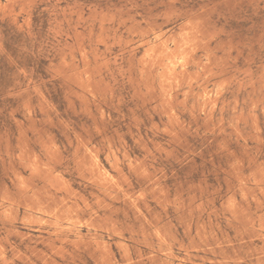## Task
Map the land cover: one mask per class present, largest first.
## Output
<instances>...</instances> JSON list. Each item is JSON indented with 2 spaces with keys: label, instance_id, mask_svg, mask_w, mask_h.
<instances>
[{
  "label": "clouds",
  "instance_id": "obj_1",
  "mask_svg": "<svg viewBox=\"0 0 264 264\" xmlns=\"http://www.w3.org/2000/svg\"><path fill=\"white\" fill-rule=\"evenodd\" d=\"M167 3L157 17L160 23L144 21L146 28L125 29L128 39L116 35L125 23L119 9L105 11L64 0L0 3L5 15L29 17L21 25L32 37L29 51L48 58L43 79L18 66L26 83L16 95L28 99L23 120L15 118L20 128L16 150L0 152V226H6L0 235V264H59L55 257L64 264H86L81 253H87L92 264H264V162L241 155L221 170L219 192L198 184L186 194H170L162 175L145 163L154 155L147 145V155L138 160L111 142L101 151L74 128L63 144L49 138L43 155L29 154L23 143L31 130L24 120L34 124L37 112L50 119L57 111L50 83L64 87L73 109L83 105L99 110L103 119L107 101L115 99V87L127 81L141 97L164 105L168 126L162 131L173 137L177 128L186 127L181 110H188L194 120L200 117L210 124L208 132L219 136L231 130L246 152L264 148V130L258 124L254 137L238 128L241 119L258 120V112L264 111V61L253 58L241 66L239 53L234 56L232 49L214 44L215 35L201 27L213 11L208 4L186 10L182 0ZM36 4L50 17L43 39L31 33ZM97 20L102 34L92 40ZM114 22L116 27L103 28ZM85 39L92 42L85 44ZM217 93L232 100L210 108L219 100ZM229 107L236 114L233 121L225 124L222 116H213ZM95 131L101 133L102 128ZM156 150L171 155L158 145ZM139 180L145 182L144 190L133 192ZM110 202H129L141 221L139 238L131 245L123 231L99 215L111 208ZM41 231L50 237L49 253L29 245L21 249L11 239L31 240L33 232ZM142 248L149 250L147 255Z\"/></svg>",
  "mask_w": 264,
  "mask_h": 264
},
{
  "label": "rangeland",
  "instance_id": "obj_2",
  "mask_svg": "<svg viewBox=\"0 0 264 264\" xmlns=\"http://www.w3.org/2000/svg\"><path fill=\"white\" fill-rule=\"evenodd\" d=\"M3 2L5 0H0V3ZM21 2L32 3V0H21ZM64 2L94 5L97 9L105 11L122 10L121 18L125 23L120 26V31L116 35H122L123 39L129 38L125 29L133 28L134 25L146 28L148 24L144 21L151 24L160 23L157 17L168 7L167 0H64ZM204 4H208L213 11L203 21L201 27L215 35V45L232 49L234 56L239 53L238 60L241 66L253 58L264 61V0H182L180 6L186 10H196ZM41 6L39 4L33 6L29 22L32 35L43 39L49 27L50 17L47 13L40 12ZM15 11L19 12V7ZM25 19L29 17L24 14L14 17L0 11V152L8 149L16 150V145L20 142V128L15 123V118L19 117L23 120L24 102L28 97L16 95L26 83L18 75V66L24 67L39 79H43L47 72V56L32 55L29 51L32 37L27 26L21 27ZM101 23L97 20L92 24V40L102 34ZM117 23L114 22L112 25L104 23L103 28H114ZM84 35L86 37L87 32ZM108 35L112 33L109 32ZM84 42L89 44L92 41L85 39ZM215 87L220 88V84H215ZM49 89L50 96L55 99L57 111L50 114V119L37 112L35 116L37 122L34 124L24 120L25 128L31 125V130L23 138L29 154L43 155L49 138L54 143H65L72 135L73 128L101 151L111 142L114 146H121L123 151L138 160H143L147 155L145 151L147 145L153 149L154 155L145 163L162 175L166 181L164 187L170 194H186V189L198 184L207 185L210 190L216 189L219 192L221 170L241 155H247L255 162H264V148L257 152H246L243 142L231 130L219 136L208 132L210 124L200 117L194 120L188 110H181V122L186 127L177 128V136L173 137L162 131L168 126L164 116L166 111L164 105L159 101L152 104L148 98L141 97L127 81H121L115 87V99L107 101L103 119L100 118L99 110L84 109L83 105L73 109L61 84L50 83ZM217 95L219 100L210 104V108H219L220 101L226 104L227 101L232 100L231 95L225 97L220 96L219 93ZM35 102L33 98L31 103L35 104ZM214 115L217 119L222 116L227 124L233 121L236 114L232 113L229 107L222 114L219 111L216 114L213 112ZM258 116V120L241 119L238 125L240 132L254 137L255 124L264 130V111L258 112ZM97 127L102 128L101 133L95 131ZM260 135L264 137V132ZM249 142L252 143L251 140ZM157 145L168 149L171 155L157 151ZM3 175L4 168L0 167V177ZM144 183L143 180L137 181L132 191L144 190ZM110 203L111 208L100 210L99 215L106 217L118 230L123 231L124 236L130 238L128 243L131 245L139 238L141 221L129 202ZM5 227L0 226V235L5 234ZM195 227L194 225L193 232ZM21 231L25 229L21 228ZM104 235L107 239L108 235ZM49 238L46 231L33 232L32 239L23 242L15 236L11 237L21 249L29 245L45 253L50 252L47 247ZM116 239L113 237V240ZM184 242L187 243V240ZM113 251L117 253L116 258L119 260L120 253L115 245ZM142 251L144 255L149 252L147 248H142ZM133 257L135 258V252ZM81 258L86 264H92L87 253H81ZM55 259L59 264H64L59 257ZM37 264H40L39 260Z\"/></svg>",
  "mask_w": 264,
  "mask_h": 264
}]
</instances>
